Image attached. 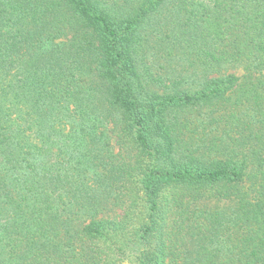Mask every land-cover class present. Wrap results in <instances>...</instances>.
I'll return each instance as SVG.
<instances>
[{"label": "trees", "instance_id": "1", "mask_svg": "<svg viewBox=\"0 0 264 264\" xmlns=\"http://www.w3.org/2000/svg\"><path fill=\"white\" fill-rule=\"evenodd\" d=\"M0 264H264V0H0Z\"/></svg>", "mask_w": 264, "mask_h": 264}, {"label": "rangeland", "instance_id": "2", "mask_svg": "<svg viewBox=\"0 0 264 264\" xmlns=\"http://www.w3.org/2000/svg\"><path fill=\"white\" fill-rule=\"evenodd\" d=\"M235 73H236L237 75H241L242 71H241L240 69H237V70H235Z\"/></svg>", "mask_w": 264, "mask_h": 264}]
</instances>
